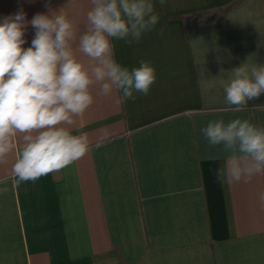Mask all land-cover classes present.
<instances>
[{"label": "crops", "instance_id": "obj_1", "mask_svg": "<svg viewBox=\"0 0 264 264\" xmlns=\"http://www.w3.org/2000/svg\"><path fill=\"white\" fill-rule=\"evenodd\" d=\"M154 3L153 31L113 41L121 65L155 67L149 94L119 104L93 86L68 126L91 149L58 172L17 185L16 151L0 162V264H264V174L218 182L227 153L201 132L219 119L264 127V94L237 112L223 90L233 68L264 65V0ZM21 8L28 21L62 9L80 34L92 4L0 0V19ZM34 34L29 24L23 47Z\"/></svg>", "mask_w": 264, "mask_h": 264}, {"label": "clouds", "instance_id": "obj_2", "mask_svg": "<svg viewBox=\"0 0 264 264\" xmlns=\"http://www.w3.org/2000/svg\"><path fill=\"white\" fill-rule=\"evenodd\" d=\"M164 7L167 0H158ZM87 24L78 34L63 13H37L26 20L21 8L0 19V162L16 151L12 167L15 184L58 172L91 149L87 134L70 127L93 103L91 92L119 94L117 103L148 95L157 80L150 61L129 69L114 58V40L139 42L159 22L154 0H91ZM35 29L31 45L26 28ZM162 35V33H161ZM75 45V48H74ZM88 58V64L76 52ZM224 86L225 99L234 111L264 94V65L243 63L233 68ZM211 146H222L225 164L216 170L218 182L248 183L264 174V127L247 119L210 121L201 129ZM23 134V147L16 138ZM99 147V145H96ZM259 199L264 202V193Z\"/></svg>", "mask_w": 264, "mask_h": 264}]
</instances>
